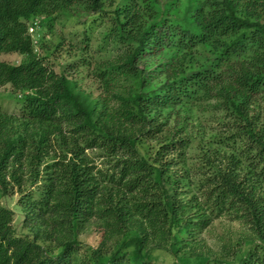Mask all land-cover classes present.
Returning <instances> with one entry per match:
<instances>
[{
	"label": "trees",
	"instance_id": "obj_1",
	"mask_svg": "<svg viewBox=\"0 0 264 264\" xmlns=\"http://www.w3.org/2000/svg\"><path fill=\"white\" fill-rule=\"evenodd\" d=\"M77 6L111 17L122 47L97 67V99L79 92L66 69L55 72L29 33L38 19L52 31ZM12 54L18 64L3 60ZM5 85L22 94L23 106L19 116L0 110V264H153L144 251L152 234L170 239L179 261L189 238L224 212L244 218L264 249V124L254 110L264 93V0H0ZM210 101L222 135L198 148L207 171L191 182L185 167L174 170L191 146L180 118ZM143 141L158 145L143 153ZM87 150L108 159L104 171L90 165ZM188 185L198 198H180ZM13 191L31 237L11 226L2 200ZM124 201L151 234L128 235ZM104 213L126 237L109 255L90 247L81 255L78 224ZM39 238L64 239L63 247L51 255ZM236 264H264V256L250 249Z\"/></svg>",
	"mask_w": 264,
	"mask_h": 264
},
{
	"label": "rangeland",
	"instance_id": "obj_2",
	"mask_svg": "<svg viewBox=\"0 0 264 264\" xmlns=\"http://www.w3.org/2000/svg\"><path fill=\"white\" fill-rule=\"evenodd\" d=\"M38 20L35 21L34 25L29 26V33L35 43L36 52L45 58L46 63L55 72H60L61 68L66 69L76 83L77 90L83 95L86 94L91 99L99 98L101 88H99L96 76L97 67L102 61H113L122 50L120 44L114 42V33L112 34V32H114L115 25L111 17L107 15L96 16L77 6L70 11L69 17L61 16L54 23L52 31L40 28ZM85 32L89 35V40L85 39ZM40 38L42 39L41 42ZM59 44L60 47L56 49L55 47ZM79 50L83 53H80ZM81 58H87V63L81 61ZM3 60L10 64H18L21 58L12 54L4 56ZM21 96L22 94L13 90L10 85L0 87V110L19 116L23 106ZM213 103L214 101H210L200 107L191 106L184 111V114H181L180 120L182 121L184 117V122L179 126L185 128L186 133L191 137V146L185 153L184 165H178L174 170L185 167L191 175V182H196L197 176L207 171L203 169V164H201V152L198 148L202 147L205 150L211 141L222 135V114L212 107ZM112 104L113 102L110 100L109 105ZM254 110L260 118V123L264 124V93L256 99ZM176 120L171 119L172 126L176 124ZM157 145L156 141H143L141 145L143 153L151 154ZM214 147V144L212 147L210 146V150H213ZM219 149L221 152L229 151L227 147H219ZM85 155L96 171L106 169L108 159L104 158L101 152L87 150ZM20 170L25 175V186L34 189L35 187H28L30 185L28 168L23 167ZM179 194L180 198L185 201L191 197L198 198L197 192H194L190 185L181 188ZM17 201L18 194L13 191L10 196L2 200V203L13 214L11 222L13 229L18 233L28 232L29 237H31L30 231L22 226L24 215L19 211ZM121 206L124 213L129 214L126 219L131 218V221L126 223L129 236L151 234L148 223L129 207L127 201H124ZM194 213L195 211H191V216ZM105 214L102 217L94 215L90 219L84 218L78 224L76 237L84 246L80 252L81 255L89 247L101 248L103 252H106V255H109L126 237L120 231V225L114 216H106ZM110 214L112 213L110 212ZM210 218V226L198 231L194 239L189 238V244L181 249L179 261L183 264H200L206 259L214 264V261H218L219 264H236L240 256L250 249L257 250L260 256H264V249L260 241L244 218H238L225 212L220 216L215 213ZM37 241L41 242L51 255H56L63 247L64 239L47 240L39 238ZM170 244V239H165L160 235L155 238V235L152 234L144 247V251L149 250L152 254L153 264H179V261H176L170 252Z\"/></svg>",
	"mask_w": 264,
	"mask_h": 264
}]
</instances>
